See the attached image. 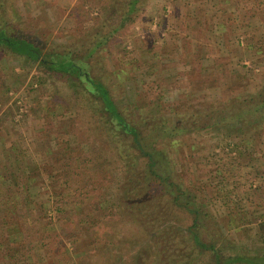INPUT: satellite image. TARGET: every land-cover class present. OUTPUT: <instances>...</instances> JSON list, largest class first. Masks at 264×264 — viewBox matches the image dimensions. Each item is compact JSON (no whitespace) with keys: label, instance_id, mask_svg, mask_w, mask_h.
<instances>
[{"label":"rangeland","instance_id":"1","mask_svg":"<svg viewBox=\"0 0 264 264\" xmlns=\"http://www.w3.org/2000/svg\"><path fill=\"white\" fill-rule=\"evenodd\" d=\"M128 1L0 0V24L6 23L9 32L17 28L32 36L42 52L63 48L78 56L96 35L116 28L91 59V69L119 106L143 100L150 102L152 113L169 116L172 102H188L207 112L222 100L264 91V0H140L120 28L112 22L119 21V8ZM37 66V61L0 51V175L22 176L30 185L31 206L39 207L45 219L51 218L48 227L58 234L49 245L50 255L40 259L33 252L15 264H102L88 251L94 247L95 230L86 225L72 234L79 219L63 191L64 175L77 164L74 157L90 158L94 146L71 126L76 121L73 104L83 106L81 101L88 98L77 79L62 81L49 72L39 74ZM92 106L86 107V115L94 120ZM139 115L133 119L142 126ZM249 123L240 127L253 132L252 151L218 148L219 143L244 136L238 128L225 126L184 137L179 142L183 152H166L175 172L184 165L186 186L190 189L188 179L194 181L199 206L217 217L223 240L261 254L264 116ZM188 144L196 150L195 159L186 157ZM62 151L73 156L70 165L61 161ZM232 210L238 217L229 216ZM6 220L0 227V245L5 248L7 234L21 230L30 241L39 239L30 221L25 226L18 217L7 215ZM128 239L118 240L122 244ZM138 241H130L128 257L116 253L108 264H144L133 256L141 247ZM119 250L113 247V252Z\"/></svg>","mask_w":264,"mask_h":264},{"label":"trees","instance_id":"2","mask_svg":"<svg viewBox=\"0 0 264 264\" xmlns=\"http://www.w3.org/2000/svg\"><path fill=\"white\" fill-rule=\"evenodd\" d=\"M139 1L129 0L120 6L121 18L112 23L123 27L136 12ZM114 13L119 15L116 10ZM113 31L117 29L96 35L95 40L85 44L83 55L78 56L63 48L42 52L32 36L20 34L17 28L9 32L6 23L0 24L1 52L37 61L39 74L49 72L62 81L77 79L88 98L81 101L83 106L73 104L76 121L71 126L72 131L81 132L93 142L91 156L74 157L77 164L63 180L66 202L72 205L79 219L72 234L80 233L79 228L81 231L86 225L94 229V247L88 251L102 264H108L119 253L128 257L127 246L136 239L141 247L133 256H138L144 264H264V252L259 254L223 240L217 217L201 208L196 199L194 181L188 179L190 189L186 186L184 165L175 172L167 155L168 150L183 152L179 142L184 137L225 126L238 128L244 136L219 143L218 148L252 151L253 132H244L240 125L247 127L249 122L263 118L264 91L222 100L207 112L191 108L188 102H172L169 116L162 112L152 113L150 102L143 100L131 102L130 106H119L101 77H95L91 69V59L106 45ZM135 69L139 67L135 66ZM89 105H93L94 120L86 115ZM137 113L140 114L138 119L143 121L142 126L138 124L139 120L133 119ZM185 148L188 150L186 157L195 159L196 150L189 144ZM61 155L65 166L72 163V155L66 151ZM215 170L221 172L218 168ZM0 176V227L6 225L7 215H10L13 219L20 218L25 226L34 224L39 233V239L35 241H30L23 230L15 235L7 234V240L3 242L6 248L0 245V259L2 262L13 260L15 264L21 258L29 259L33 252L40 259L50 255L49 245L58 236L48 227L51 218L45 219L39 207L31 206L30 185L22 176L17 179L14 174L12 177L9 174ZM228 214L231 218L239 215L234 210ZM120 237L129 239L121 244ZM142 246L144 251H141ZM113 247L120 250L113 252ZM39 248L43 249L42 255ZM127 260L129 262L131 258Z\"/></svg>","mask_w":264,"mask_h":264}]
</instances>
